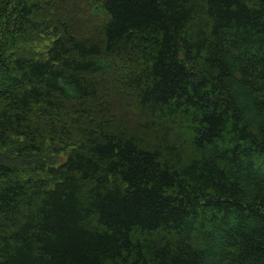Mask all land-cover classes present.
<instances>
[{"label":"trees","instance_id":"1","mask_svg":"<svg viewBox=\"0 0 264 264\" xmlns=\"http://www.w3.org/2000/svg\"><path fill=\"white\" fill-rule=\"evenodd\" d=\"M86 1L0 0V264H264V0Z\"/></svg>","mask_w":264,"mask_h":264},{"label":"rangeland","instance_id":"2","mask_svg":"<svg viewBox=\"0 0 264 264\" xmlns=\"http://www.w3.org/2000/svg\"><path fill=\"white\" fill-rule=\"evenodd\" d=\"M70 3V10L66 11V17H72L77 19L82 31L85 34H89L92 30V26L96 24L100 18V13L98 11H93L91 7L93 4L86 0H67ZM52 40L47 37V35H42L39 37L38 41L33 44V49L36 52H45L50 46ZM10 157L13 159V154H9L5 158ZM3 162L7 164H12V162H7L3 159ZM20 167L19 163L12 164Z\"/></svg>","mask_w":264,"mask_h":264}]
</instances>
